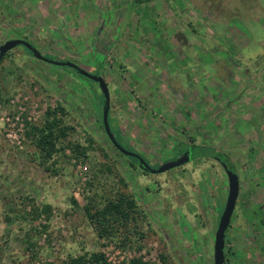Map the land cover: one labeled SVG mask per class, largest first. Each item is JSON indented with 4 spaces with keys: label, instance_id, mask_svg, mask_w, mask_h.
<instances>
[{
    "label": "rangeland",
    "instance_id": "1",
    "mask_svg": "<svg viewBox=\"0 0 264 264\" xmlns=\"http://www.w3.org/2000/svg\"><path fill=\"white\" fill-rule=\"evenodd\" d=\"M262 19L264 0H0V46L24 40L103 78L111 130L154 168L177 159L179 142L227 155L240 186L228 264H264ZM60 104L69 140L90 148L86 157L67 149L42 164L28 123L41 125ZM104 104L93 78L24 46L0 61V264H64L98 251L110 264H215L220 212L231 189L237 196L231 168L196 158L146 172L115 148ZM120 192L135 198L139 218L118 238H100L85 208L95 212ZM26 197L50 204V219L33 221Z\"/></svg>",
    "mask_w": 264,
    "mask_h": 264
},
{
    "label": "trees",
    "instance_id": "2",
    "mask_svg": "<svg viewBox=\"0 0 264 264\" xmlns=\"http://www.w3.org/2000/svg\"><path fill=\"white\" fill-rule=\"evenodd\" d=\"M135 1L138 2L139 0H134V2ZM27 50L30 52V54H34L29 48H27ZM60 61L62 62L64 60H60ZM72 68H74L81 75L84 76L87 75V72L81 69L77 65L73 66ZM102 91L105 96V92L103 89ZM103 128H104V124H103ZM72 129L73 128L69 126L66 122V114L62 105L60 104L57 108L51 107L47 110L41 125H32L28 123L26 133L28 138L32 141V143L36 147L37 153L39 154V157L42 159V164H45L48 163L54 157H56L57 154L59 153L64 154V152L67 149H71L74 156H78V157L87 156V152L90 146H83L79 142H72L71 140H69ZM116 139L119 142V144H121L124 151H121L116 146L115 148L124 156L134 160L135 162H131L133 165L141 166V161L134 155L129 154V153H134V154H138V153L135 152L134 150L127 149L117 133H116ZM176 147L177 149L175 148V150L177 154L181 156L186 155L189 161H193L196 158L221 159L227 163L228 167L231 168V172L238 175V172L235 169L236 167L227 157V155L221 153L220 151H217L214 148L209 149L207 152L195 153L197 149L199 148L204 149V147H201L200 145H196V144H186L183 142L178 143ZM125 151L128 152V154H125ZM146 161L149 163L147 159ZM108 168L110 169L111 167H109L108 165ZM145 171L149 172L146 169ZM25 200L27 201L25 207H27V205L33 204L30 213L32 215L33 221L39 220L43 214L47 216V219H50L52 213V206L50 204H45V206L40 207L34 203V200L31 197H26ZM73 201L74 204L76 205L78 204L75 200ZM85 209L91 221L92 222L94 221L96 223V228L98 230V234L100 238H107L110 240H114L118 238L122 227H127L129 223L132 221L137 222L139 218L137 201L133 196L123 192H120L118 195L115 196V198L108 199L102 207L96 208L95 212H93L94 208L90 206H86ZM20 211L21 210H18V212L22 214ZM223 211H224V207L221 209L220 215L222 214ZM218 223H219V219H218ZM48 228L49 227L46 224H44L38 226L36 228L37 229L36 231H38V233L41 234L44 233L43 231H46ZM26 241L28 245L31 247H35L37 244V242H34L33 240V235H30V233L26 235ZM225 254H226L225 264H228V259H227L228 253L226 247H225ZM161 257L163 261L166 263V255L161 254ZM64 264H110V263L108 261L106 254L103 251H98L92 253H85L79 256H69L67 257ZM127 264H156V263L149 260H145L143 257H137L130 259L127 262Z\"/></svg>",
    "mask_w": 264,
    "mask_h": 264
},
{
    "label": "water",
    "instance_id": "3",
    "mask_svg": "<svg viewBox=\"0 0 264 264\" xmlns=\"http://www.w3.org/2000/svg\"><path fill=\"white\" fill-rule=\"evenodd\" d=\"M18 45L26 46L37 56V58L44 60L46 62L55 64V65H60V66H69V67L70 66L71 67L76 66L72 62H68V61H62L61 62L58 59H52L50 57H47V56L43 55L41 52H39L29 42L24 41V40H19V39L9 40V41L1 44V46H0V61L4 58V56L7 52H9L10 50H12L13 48H15ZM86 76L89 78L91 77L94 80L98 81L101 88L104 90L105 96H106L105 104H104V114H103V116H104L103 117L104 128H105L106 133L108 134V136L112 140L113 144L117 148H119L121 151H124L123 147L121 146V144H119V142L116 139V134L110 128V124H109V92H108L106 82L100 76H95L92 74L90 75V74H88V72H87ZM125 154H128V152L125 151ZM129 154L137 157L141 161V167L145 168L146 170H148L149 172H152V173H162V172H165V171H167L171 168H174L178 165H182V164L189 162V159L187 158V156L184 155V156L178 157L174 161L167 162L158 168H154L141 155L134 154V153H129ZM232 175H233L234 181L235 182L237 181V184H236L237 196L233 197L231 195V193H234V189L233 190L231 189L229 191L228 201H227V203L224 207V211L222 212L220 219H219V223H218L216 234H215V244H214V262H215V264H225V258H226L225 247H226L227 230L231 224L232 216H233V213L236 209V201H237V198L239 195V189H240L239 176L233 172H232Z\"/></svg>",
    "mask_w": 264,
    "mask_h": 264
},
{
    "label": "flooded vegetation",
    "instance_id": "4",
    "mask_svg": "<svg viewBox=\"0 0 264 264\" xmlns=\"http://www.w3.org/2000/svg\"><path fill=\"white\" fill-rule=\"evenodd\" d=\"M20 46H24V45H20ZM24 47H26V46H24ZM27 48V47H26ZM96 81V80H95ZM96 82H98V81H96ZM99 83V82H98ZM100 85V84H99ZM180 143V142H179ZM177 144L178 143H175L174 144V146H175V148H176V146H177ZM174 151H175V153L177 154V152H176V150L174 149ZM178 156H181V155H179V154H177V158H178ZM217 159V158H216ZM218 161H219V159H217ZM190 162V161H189ZM150 163V162H149Z\"/></svg>",
    "mask_w": 264,
    "mask_h": 264
},
{
    "label": "crops",
    "instance_id": "5",
    "mask_svg": "<svg viewBox=\"0 0 264 264\" xmlns=\"http://www.w3.org/2000/svg\"><path fill=\"white\" fill-rule=\"evenodd\" d=\"M263 26H264V20L262 19L261 22H260Z\"/></svg>",
    "mask_w": 264,
    "mask_h": 264
},
{
    "label": "built area",
    "instance_id": "6",
    "mask_svg": "<svg viewBox=\"0 0 264 264\" xmlns=\"http://www.w3.org/2000/svg\"><path fill=\"white\" fill-rule=\"evenodd\" d=\"M11 135V134H10Z\"/></svg>",
    "mask_w": 264,
    "mask_h": 264
}]
</instances>
